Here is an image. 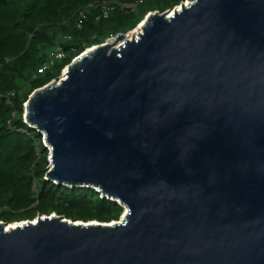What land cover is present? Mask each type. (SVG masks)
<instances>
[{
  "label": "water",
  "instance_id": "water-1",
  "mask_svg": "<svg viewBox=\"0 0 264 264\" xmlns=\"http://www.w3.org/2000/svg\"><path fill=\"white\" fill-rule=\"evenodd\" d=\"M188 1L25 106L46 179L118 202L122 222H0V264H264V0Z\"/></svg>",
  "mask_w": 264,
  "mask_h": 264
},
{
  "label": "trees",
  "instance_id": "trees-1",
  "mask_svg": "<svg viewBox=\"0 0 264 264\" xmlns=\"http://www.w3.org/2000/svg\"><path fill=\"white\" fill-rule=\"evenodd\" d=\"M185 1L0 0V222L52 215L84 223L120 221L125 209L118 202L93 188L46 179L50 151L44 136L25 122V106L87 50ZM58 51L64 58H55Z\"/></svg>",
  "mask_w": 264,
  "mask_h": 264
},
{
  "label": "bare ground",
  "instance_id": "bare-ground-1",
  "mask_svg": "<svg viewBox=\"0 0 264 264\" xmlns=\"http://www.w3.org/2000/svg\"><path fill=\"white\" fill-rule=\"evenodd\" d=\"M189 4H190V3L187 2V3H186V6H189ZM142 26H143V25H141V27L138 29L137 32H134L133 34H130V35L128 36L127 39H128L129 41H131L132 39H133V40L137 39L138 36H139V34L142 33V29H143ZM113 41H114V40H113ZM113 43H115V42H110V43H108V44H109V45H112ZM122 44H123V43H121V44H119V45H116L115 48L118 49ZM113 45H114V44H113ZM91 51H92V50H90L89 52H91Z\"/></svg>",
  "mask_w": 264,
  "mask_h": 264
},
{
  "label": "built area",
  "instance_id": "built-area-1",
  "mask_svg": "<svg viewBox=\"0 0 264 264\" xmlns=\"http://www.w3.org/2000/svg\"><path fill=\"white\" fill-rule=\"evenodd\" d=\"M130 8H134L133 6H131ZM141 27V24L134 30V31H132L131 33H129V34H127V36H129L130 34H133L134 32H137L138 31V29ZM55 58L57 59V60H60V59H62V58H64V55H63V53L61 52V51H58L57 53H56V55H55ZM48 67H50V66H48ZM46 69V68H45ZM66 73V69L63 71V73H62V75H64Z\"/></svg>",
  "mask_w": 264,
  "mask_h": 264
},
{
  "label": "rangeland",
  "instance_id": "rangeland-1",
  "mask_svg": "<svg viewBox=\"0 0 264 264\" xmlns=\"http://www.w3.org/2000/svg\"><path fill=\"white\" fill-rule=\"evenodd\" d=\"M187 2L189 3L188 0H186L184 3L186 4ZM113 40H114V41H113ZM110 42H115V38H113V39H111V40L108 41V43H110ZM125 213H126V211H125ZM125 213L123 214V216L121 217V219H120L119 222H122L123 218L125 217Z\"/></svg>",
  "mask_w": 264,
  "mask_h": 264
}]
</instances>
